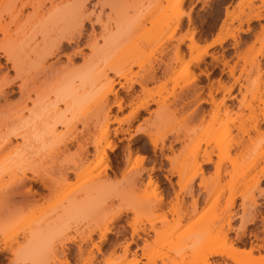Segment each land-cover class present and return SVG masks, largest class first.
<instances>
[{"label": "rangeland", "instance_id": "obj_1", "mask_svg": "<svg viewBox=\"0 0 264 264\" xmlns=\"http://www.w3.org/2000/svg\"><path fill=\"white\" fill-rule=\"evenodd\" d=\"M60 1L67 12L53 17L45 0H0V43L7 34L2 29L16 30L27 19L45 16L57 26L70 22L68 9L75 0ZM168 1L90 0L87 4L86 13L94 4H103L102 9L94 6L95 13L113 34L109 39L115 46L107 45L105 56L111 53L114 69H109L106 78L118 80L123 87L132 85L129 93L115 86L123 100L121 109L111 104L113 94L108 96L114 146L107 151V161L95 168L91 166L95 158L88 157L89 163L78 170L85 177L75 181L72 175L70 182L57 184L58 166L70 165L76 158L75 142L69 143L66 153L54 155L53 161L46 163L54 171L49 181L51 192L29 182L18 188L9 172L0 168V204L4 207L0 214V264H205L206 259V264H236L224 255L209 253L264 245V156L256 157L264 152V0H181L176 10ZM142 21L144 28L136 30L134 25ZM117 23L130 25L134 36L120 33ZM102 28L96 24L92 29L86 23L82 53L75 56L67 51L71 64L66 56H57L49 84L59 86L71 68L81 66L84 55L90 53L84 40L92 30L103 45ZM220 38L225 39L221 44L206 47ZM5 62L0 54L2 67ZM59 65L67 69L60 72ZM148 70H155V78L142 90L136 81L145 78ZM91 96L81 97L79 102L75 99L74 110L68 112L74 124L68 137L97 134ZM17 98L15 93L5 103L13 104ZM200 98L208 102L201 103ZM146 99L154 101L132 117L134 107ZM3 100L0 97V117L8 107L3 106ZM87 105L91 108L84 113ZM217 108L218 119H212ZM87 119L85 126L82 120ZM254 122L258 124L255 130ZM64 132L58 127L57 133ZM148 135L156 139V151ZM174 136L181 140L174 141ZM238 141L243 142V148L235 146ZM225 146L230 159L222 155ZM204 147L214 150V155L212 163L201 164L205 183L199 185L200 177L194 174L197 168L189 167L194 151ZM88 148L92 152L93 148ZM154 162L157 167L150 169ZM171 164L182 169L180 177L168 174ZM97 174L101 185L92 193L85 180ZM150 177L155 183L148 184ZM190 186L200 207L188 217ZM29 188L40 195L29 198L27 194V198L24 192ZM259 255H264L263 247L259 252L255 249L253 257L243 258L245 264H258Z\"/></svg>", "mask_w": 264, "mask_h": 264}, {"label": "bare ground", "instance_id": "obj_2", "mask_svg": "<svg viewBox=\"0 0 264 264\" xmlns=\"http://www.w3.org/2000/svg\"><path fill=\"white\" fill-rule=\"evenodd\" d=\"M45 1L49 5V10H52L51 14H54L53 17L59 13L67 12V9L63 5H60V3H62L60 0V2H57L58 0ZM180 1L181 0H169L168 5L173 6L176 10L179 7ZM88 3H90V0H75L74 5L70 8V10L68 9L72 19L70 22H67V24H63L61 26H57L58 24L56 25L54 22H47V17L45 19V16H41L38 18L35 17L36 20L30 19L31 21L29 22H27L29 20L27 19L26 23L24 22L23 25L18 26L17 28L15 27L14 29L16 30L12 29L14 32L11 29L9 30L11 32L8 30L6 31V29H2V31L5 30L3 33H7L6 35L9 34V36L6 37L5 35L3 37L5 39L3 40L2 38V43H0V54L6 61V65L4 67H2L3 65H0V73L2 71L0 97L2 100L4 99L3 106L7 105L10 107L9 105H12V107H10L11 109L7 107V109L10 110L9 113L7 112V109L6 112L4 111L5 109H3L5 115L2 114L3 116L1 115L2 117H0V168L3 171L9 172L8 174L11 175L13 184H16L18 188H22L27 184V182H29L33 184H39L41 185V188L51 192L53 187L50 185L49 181L52 180V172L54 171L52 170V166H49V164L47 165L46 163H51L53 161L54 155L66 153L69 150V143L72 144L75 142L76 148H74V154L76 158L72 160L73 162H70L71 164L69 163L70 165H60L62 166L61 168L58 166V175L60 180L57 179V176L56 183L57 181L62 183L64 181V183H68L70 182L69 178H71L72 175L74 176L75 181L85 177L86 174H83L78 170L81 167L83 168V166H86V163H89L88 161L91 159L88 157L95 158L92 160L94 163L91 165L93 168H95L101 162L107 161V151L108 149L111 150L114 146L112 140H110L111 133L109 126L110 121L108 117V96L113 94V103L111 104L116 106L118 109H121V107H123V100L118 94V89L115 88V86L118 84L119 88H123L126 90V93H129V91L132 89V85L123 87L122 83L118 80L106 78L108 71H111L109 69H114L112 68L114 67V63L111 58L109 59L111 53H108V55L110 54L109 56H105L107 54V45L109 48L110 45H112V47L115 46L114 42L110 44L111 41L109 39L113 34L111 30H107L106 23L103 22L105 24L103 25L99 14L96 15L95 13L94 6L98 5L100 9H102L103 4L101 3V5L100 2L94 4L93 8L89 10V13H86ZM58 4L60 6H58ZM39 9L40 7L37 6L34 10L38 11ZM94 15L96 18L93 20L92 17ZM53 17L51 16L52 19ZM178 22V17L173 20L174 28L178 26ZM86 23L91 24L92 29L96 24L102 25L103 31L102 34L100 33L101 35H99L103 39V45L98 44L96 32L94 34V31L92 30V35H90L92 31L89 33V36L87 34V36L92 39V43L89 42L90 39L88 37L86 40H84L87 45L84 47H88L90 53L88 55H84L85 53L81 54L85 57L87 56V58L83 56L84 60L81 66L71 68L72 70L70 69L64 80V83L62 82L59 86L57 84H49L48 81L50 78H53L51 75L54 74V71L56 72V69H54V64L56 65V63L59 61L57 56H66L67 64H71L72 58L67 51L71 50L69 53H73V55H75V53H82L80 44L85 35L84 29ZM120 24L121 23H117L116 29H118L120 33L128 32L127 36H125L127 38H132L134 35L131 34L134 33H131L132 29L130 25L125 27ZM144 26V21L138 22L134 25L136 30L144 28ZM224 40V38L214 39L208 43L206 47H210L215 43L221 44ZM191 42H193V38H191ZM14 48L17 49L14 50ZM175 53L177 54L178 50H176ZM52 59L53 61H51ZM7 64H9V66ZM60 67L61 66L59 65V68L57 69L60 70V72H64L67 69L66 67L65 70H63L62 67ZM10 70L14 71V76L10 74ZM39 76L43 78L42 83H40L41 78H39ZM154 78L155 70H148L145 78H143L141 81H136V83L141 87L142 90H145V83L148 81H153ZM14 87L17 88V90H15ZM15 93L18 94V100L13 104H8L7 102L5 103V101L8 100V97L14 95ZM86 95L93 96L92 103L94 104L92 107L97 111H94V113H96L94 126L97 127L98 132L93 136L68 137V132L70 131L71 127L74 126L71 116L68 115V112L71 113L74 110V104L77 103L75 99L78 101L81 97ZM130 96V102H132V94ZM153 101L154 100L152 99H146L145 101L139 103L136 107H134L131 114L132 117L138 113L139 109H147ZM199 102L206 103L208 101L200 98ZM60 104H63L64 107L59 108L58 105ZM89 107L90 106L87 105V108L84 109L83 112L85 113ZM1 109L2 108L0 107V110ZM100 112L102 114L101 122L98 121V114ZM217 114L218 108L214 110V114L211 118L217 120ZM88 120L89 119L82 120V123L87 126ZM225 123H227V121ZM58 127H63L65 132L63 134L57 133ZM257 127V122H254L252 128L255 130ZM115 131H117V129H115ZM116 133L117 132H114V134ZM224 134L226 135L227 132ZM148 136V141L150 142L152 149L156 151V139H153L151 135ZM173 140L179 142L181 138L179 136H174ZM235 146L237 148H243V142L238 141L235 143ZM88 147L93 148L92 152H90ZM169 147H171V145ZM47 151L48 153H46ZM127 153H129V150ZM213 155L214 150L208 149L207 147H204L201 150H195L192 155V166L189 167V170L197 168L194 174H196L197 177H200L199 185H204L205 183V177L201 170V164L212 163ZM222 155L225 159H230L229 150L226 148V146L222 148ZM263 156L264 152L256 155V157ZM165 158L170 160L168 156ZM2 159H6L4 163H1ZM156 164L157 163L154 162L150 169H154ZM233 165L235 166L236 162H233ZM198 170L199 172L197 173ZM169 171L170 173L168 174L173 176L180 177L182 174V169H179L172 164L169 168ZM99 176L100 175L97 174L90 176L87 178V180H85L86 184L88 185V191L95 193L99 190L101 185L98 178ZM148 180V184L155 183L154 181L152 182L151 177ZM187 193L192 198L190 210L187 213L188 217H190L198 212L200 206L198 198L193 195L191 186L189 187V191ZM24 194L25 196L28 194L30 198V195L33 197V194L39 193L38 191L36 192L29 188L27 192H24ZM26 197L28 198V196ZM2 207L3 206L0 204V214L3 212L2 210L4 207ZM119 215L120 214L114 218H111V223H113L114 220H117ZM1 219L2 218H0V221ZM229 219L227 220L228 226H230ZM202 231L203 230L198 231L197 234H201ZM106 232H109V229ZM105 235L106 233L103 234L102 240L105 239ZM67 240V242L73 241V239ZM63 245L64 244H61V246ZM230 246H232V244H230ZM261 247L264 248V245H259L258 248L251 246L249 250L245 251L242 249L236 250V248L234 249L233 246L232 248L227 247L225 250L223 248L215 249L209 254L219 256L224 255L236 264H245V260L243 258L249 259L253 257V251L256 249L259 252ZM128 248L129 246L127 245L125 246L124 250L127 251ZM259 256L260 258L258 259V264H264V255ZM148 262L149 258L146 260V263ZM204 263H207V259L204 261ZM224 264L228 263L224 261Z\"/></svg>", "mask_w": 264, "mask_h": 264}, {"label": "crops", "instance_id": "obj_3", "mask_svg": "<svg viewBox=\"0 0 264 264\" xmlns=\"http://www.w3.org/2000/svg\"><path fill=\"white\" fill-rule=\"evenodd\" d=\"M210 40V39H209Z\"/></svg>", "mask_w": 264, "mask_h": 264}]
</instances>
